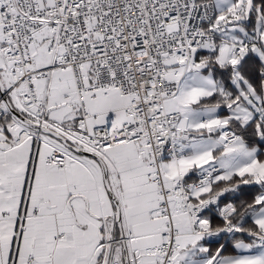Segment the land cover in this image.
<instances>
[{"label": "snow or ice", "instance_id": "snow-or-ice-1", "mask_svg": "<svg viewBox=\"0 0 264 264\" xmlns=\"http://www.w3.org/2000/svg\"><path fill=\"white\" fill-rule=\"evenodd\" d=\"M0 264H264V0H0Z\"/></svg>", "mask_w": 264, "mask_h": 264}]
</instances>
